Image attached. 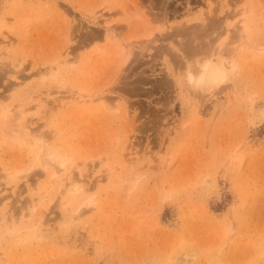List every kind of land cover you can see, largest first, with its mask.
I'll list each match as a JSON object with an SVG mask.
<instances>
[{
  "label": "rangeland",
  "instance_id": "374dc122",
  "mask_svg": "<svg viewBox=\"0 0 264 264\" xmlns=\"http://www.w3.org/2000/svg\"><path fill=\"white\" fill-rule=\"evenodd\" d=\"M0 264H264V0H0Z\"/></svg>",
  "mask_w": 264,
  "mask_h": 264
},
{
  "label": "bare ground",
  "instance_id": "6f19581e",
  "mask_svg": "<svg viewBox=\"0 0 264 264\" xmlns=\"http://www.w3.org/2000/svg\"><path fill=\"white\" fill-rule=\"evenodd\" d=\"M97 18L105 19L103 15H101L100 17H97ZM107 29H108V27H107ZM110 32L113 33V29L111 27H109L108 34L106 37L109 36ZM222 48L221 47L216 48L215 53H212L211 55H208V56L204 57L203 59L198 58L199 60L196 61V67L197 68L193 69L192 66H189V65L187 66L188 70L186 72V74H187L186 77L188 78L189 87H191L195 90H206L207 91V90H211L215 85H217L219 83H224L228 80V71L234 69L235 64L233 61L234 60L233 56H231L232 59L229 58L230 57L229 55L226 56L225 53L222 52L223 51ZM123 52H125V51H123ZM230 54H231V52H230ZM126 61L127 60H125L124 63H126ZM194 62H195V60H194ZM110 103H112V102L110 101ZM34 140L36 141L39 139H37V137H34ZM42 149L45 150V147H43ZM43 154H46V153L44 152ZM44 158H46V156ZM49 163L46 162V164H45L46 169H48L50 167ZM49 171L50 172L47 173L48 181L49 182H57V189H56L57 196L56 197H59L64 192V188L67 187L68 184L72 187L71 192H70L71 196L76 195V194H80L83 191V189H79L76 186V184L74 183V181L72 179L69 182V177L71 174L70 169L65 170V172L62 173L61 176L58 174L57 169L54 168L53 166H52V170H49ZM77 217H79V214H77ZM79 218H78V220H80ZM40 219L38 220V222L41 221Z\"/></svg>",
  "mask_w": 264,
  "mask_h": 264
}]
</instances>
